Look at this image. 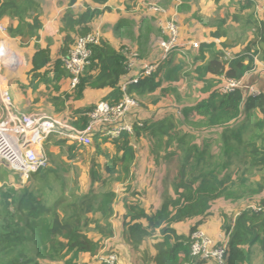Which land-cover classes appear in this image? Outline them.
<instances>
[{
	"label": "trees",
	"instance_id": "16d2710c",
	"mask_svg": "<svg viewBox=\"0 0 264 264\" xmlns=\"http://www.w3.org/2000/svg\"><path fill=\"white\" fill-rule=\"evenodd\" d=\"M91 1L94 5H87L82 12L67 9L63 13V52L67 53L78 37L92 32L93 22L109 11V0ZM255 1H242L241 19L232 15L241 21L234 38L221 30L228 18L213 32L227 37L223 43L226 49L243 45L240 52L225 58L217 51L209 58L206 53L214 46L210 45L199 55L206 65L196 77L204 83L206 97L180 114L165 112L157 119L136 122L132 131H123L116 139L92 135L95 156L87 171L90 177L86 173L91 190L67 186L61 172L69 171L65 162L32 173L25 187H0V264H106L100 257L115 252L108 244L116 234V193L112 189L116 183H125L134 198L123 219V237L146 264H218L193 254L191 233L215 214L219 200L234 207L233 212L220 214L228 237L225 264H252L255 253L264 257V91L252 95L238 88L224 93L220 88L224 78L244 79L254 68L256 57L264 60V19L256 16ZM41 9V0H0V20L9 19V36L18 38L24 47L34 44L37 48L29 70L34 73L31 83L44 75L40 70L52 60L50 45L47 49L37 44L43 29ZM123 50L117 51L101 37L92 46L91 65L80 77L75 97L82 98L87 88L109 87L104 100L120 102L124 96L120 85L129 73ZM182 69L174 66L167 78L177 81ZM54 73L57 78L69 76L62 57L57 59ZM160 87L156 71L131 84L129 94L135 98ZM95 105L72 111L71 123L85 128ZM202 129L213 132L201 135ZM143 137L150 142L156 165L164 168L158 206L143 205L140 191L132 187V167L138 157L133 139ZM67 141H58L60 150ZM90 145H67L68 158L78 159ZM180 224H190L188 233L178 229ZM222 245L223 241H218V246Z\"/></svg>",
	"mask_w": 264,
	"mask_h": 264
},
{
	"label": "crops",
	"instance_id": "0c3cea01",
	"mask_svg": "<svg viewBox=\"0 0 264 264\" xmlns=\"http://www.w3.org/2000/svg\"><path fill=\"white\" fill-rule=\"evenodd\" d=\"M207 1H208L207 2L208 5L210 6V10H205V14L206 15L214 14L213 12L216 11V8H217L216 13L218 14L216 16L214 14V17L210 21H205L201 24L195 23L196 16L199 15L198 13H193V12H191V14L185 12L183 13V11H185L184 10L185 8L190 7V10L194 8L193 0H171L169 2L171 5L167 9L160 6L165 10V12L160 15V18L162 19L175 18L177 20V23L179 24L181 31L180 41L181 43L186 44V46H184L183 49L184 48L187 49V54H188L187 57L173 50L169 54L167 59L165 60L162 59V48L160 42L162 37V30L160 28L159 23L154 18V14L149 13L147 15L144 13L145 10L141 6H143L145 0H109L107 3V5L109 6V11L105 12V14H103L93 22V29H95V26L98 27V29L100 28L102 30V38L109 41L116 48L117 51L121 52L125 46L135 45L136 48L140 51L141 55L142 53H146L147 56L145 58L139 59V63H140L139 66L131 70L124 77L123 80H130L131 78L140 75V71L142 70V67H140L141 65H146L149 63L159 64L157 73L159 75L161 87L154 92L146 93V95L145 94L142 95L140 97L142 102L140 103V105L133 108L131 112L126 116V118L124 119L125 123H128L133 127V124L136 122L139 123L143 121H151L153 119H157L165 112H174L180 114L184 110V108L191 105L193 106L198 101H200L199 91H201L202 94H205L206 92L204 91L203 88L204 83L199 82L198 78L194 83H192V80L184 82L182 79L183 69L179 73L180 77L177 81H172L169 78H167V76L171 72V69L174 66H183L184 68V62L188 59L189 55H192L193 62L196 63V65L200 66L198 67V69H196V75H201L200 72L198 73V70H200L206 65V63L203 62L202 58L199 57V55L203 53L202 50L209 48L210 45H214L213 48H211L212 50L206 53V56L211 58L217 51H222L223 53L230 51L233 53L234 56L244 48L243 45H238L235 48L226 49L223 47V43L226 41L227 37L226 36L217 37L213 35V32H216L218 30L221 20L223 18H228L227 23L223 24L221 30L222 31L226 30L227 36L229 38H234L235 36L234 29L237 28L239 25H241L240 24L241 21H235L232 18V15H239L240 19L242 18L241 16L242 14H240L239 8H240V4L244 0H218V1L207 0ZM41 3L43 7L41 14L43 29L40 31L41 37L40 40L37 42V44L39 47L47 48V49L49 48L50 45V52L52 57V60L49 62V64L40 70V72L44 73L42 77H40L36 82L31 83V79L34 73L29 72V70L32 67V59L37 48L34 46V44L24 47L22 46L21 41L18 38L9 36L8 26L10 24V21L8 18H4L0 20V22L3 23L7 28V33L3 34L0 32V41L5 37L13 41L14 45L17 46L18 48L20 47V49L22 50L28 49L30 51L29 61H28L30 66L26 74H24L25 81H21L20 84L18 83L20 85V88L17 91V93L19 92V96L17 97L16 96L17 94L14 95L17 98V101L20 102L22 100V92H24V95L30 94L31 96L29 100L30 108H26L24 105L23 106L25 108L21 106V108H23L24 110V113L43 112L40 111L43 110L40 107V105L41 103H45L46 101L48 108L53 114H49L47 112L41 114L60 118V119L62 118L64 120L70 121L69 116L72 113V111L78 108L96 104L104 100L107 94L111 91V88L109 87L102 89L87 88L82 98H76L74 93L76 88H72L70 73H68L69 76L62 75V77L60 76V78L55 77L56 74L54 73L57 59L59 57L63 58L67 54L66 52L62 51L65 42L64 36L66 33L64 31V24L62 22L63 13L67 9H72L75 12H82L86 9L87 5L90 4L93 6L94 3L91 0H77L74 4H71V0H41ZM255 5L256 7L254 8V12L256 16L259 19H264V0H256ZM179 7L181 10H179ZM190 10H186V11H190ZM247 13L248 10L245 9L243 14L246 15ZM152 15H153L152 20L146 19V18H150ZM232 20H234L235 22ZM126 24L129 25L127 28L125 27ZM125 30L127 31L125 32ZM192 41L194 42L200 41L201 42L200 47L196 49L192 48L188 44L189 42ZM7 46L18 57V62L9 65L5 62H1L0 60V75H2L1 74L2 65L7 66L10 71L17 72L20 70L19 68L24 66L26 63L21 58V55L14 49L13 44H12L13 47L12 48L7 41ZM178 57H180V59H178ZM168 60L170 62L165 63V61ZM180 60L181 62L179 63ZM253 67L254 68L252 69V71H249L247 76L244 78L245 82L247 84H250L251 86L256 87L257 89L259 88V91H264V60L260 59L259 57H256ZM47 69H49L48 72H46ZM0 87H7L9 89L7 78H0ZM193 92H195L196 97H199L196 101ZM161 94H163L164 97H161ZM37 95H43L44 97H37ZM152 96H156V98L153 99ZM178 99L181 101V103H177ZM0 109H2L1 105H0ZM75 126L78 127L77 125ZM78 128L82 129L80 127ZM51 137H54L53 142L49 141ZM59 138L61 139V137H59L58 135L50 136L45 141L47 142V145L49 144L48 146L44 142V149L47 152V154L53 153L51 150H53L56 146L58 147L57 150L60 149L61 145L58 143V141L60 140ZM74 142L75 141L69 140L67 141V144H71ZM133 143L136 144V149H137L138 157L136 161H138L140 157L141 148L143 147V144L146 143L148 146V154L150 155V158L154 161L155 167L158 168V166L155 163L154 156L150 151L151 148L150 142L143 137L139 139V141L133 139ZM107 146H110V144H107ZM6 167L9 169L8 166ZM132 170H133L132 175L134 177L133 178L134 182L132 184V187L133 189L139 190L141 195L144 196V191L147 190L146 186L149 182H151L150 180L147 181V176L148 175L150 176V174L146 176V174L143 173L142 175L140 174L138 176V174L134 172V168ZM161 171H162L161 174L156 173V177L153 180L151 187L149 188V190L153 191V193L151 195L147 194L146 196L148 198L145 200H143L142 197L140 198L142 204L145 205L146 207H149L151 205L158 206L162 202V196L160 192L163 185L160 186V184L164 179L163 177L164 169L161 168ZM145 181L147 182L144 183ZM115 210L116 212L113 218V223L116 229V234H115L116 237L117 222L115 217L118 216L117 213L118 208L115 207ZM214 212L219 216L218 218L221 219V225L220 227H218V230L222 233L224 231L222 230L223 220L222 217L220 216L221 211L216 212L214 210ZM215 214H213L212 216H214ZM212 216H210L206 220V222L201 226V228L204 229L211 237L215 235L217 239H220L222 234L217 235L216 228L214 230L213 226L210 225L209 219ZM185 225H188V229L180 230V227ZM189 226L190 224H180L178 225V229L180 231H184L185 233H188ZM122 230L124 231L123 224H122ZM215 237L213 238L215 239ZM130 248L132 249L134 254H136V256L139 258V260H141V264H146L142 260V254L139 252H135L131 246ZM149 249L151 253H154L151 243L149 245ZM262 261H264V257H262Z\"/></svg>",
	"mask_w": 264,
	"mask_h": 264
},
{
	"label": "built area",
	"instance_id": "2783aa9c",
	"mask_svg": "<svg viewBox=\"0 0 264 264\" xmlns=\"http://www.w3.org/2000/svg\"><path fill=\"white\" fill-rule=\"evenodd\" d=\"M156 10L165 12L161 7ZM163 32L168 35V40H162V59L168 58L169 54L176 49L183 48L186 44L180 41V26L175 18H169L162 22ZM0 32L7 33L6 26L0 22ZM101 39V34L93 30L92 32L78 37L75 43L63 57L65 68L71 75L72 88L80 82V77L91 65V47ZM1 44V43H0ZM192 48H199L200 41L188 43ZM127 57V67L129 72L139 66V59L135 52L124 53ZM227 54V52H226ZM140 75L123 80L121 89L123 98L120 102L111 104L102 100L89 112V122L85 128L79 129L67 120L44 114H27L14 110V105L10 91L7 87H0V105L2 115L0 117V165L6 164L9 169L20 175L22 181H28L30 175L38 170L45 169L49 165V157L44 149V142L53 134L65 136L71 141L81 145H90L92 135L101 133L109 139L118 138L123 131H132V125L125 123L124 119L137 101L129 94L131 84L137 83L141 77L150 76L159 67L157 63L141 65ZM222 92L228 93L235 89H242L252 95H259L256 87L245 82V79H223L220 85ZM16 159V162H14ZM192 252L194 255L216 261L218 264H225L228 251V238L223 241L222 246H218V241L213 239L201 227L191 233ZM106 264H118V256L115 252L100 257Z\"/></svg>",
	"mask_w": 264,
	"mask_h": 264
},
{
	"label": "rangeland",
	"instance_id": "374dc122",
	"mask_svg": "<svg viewBox=\"0 0 264 264\" xmlns=\"http://www.w3.org/2000/svg\"><path fill=\"white\" fill-rule=\"evenodd\" d=\"M170 1L171 0H145L143 6H141V7L144 8L145 14H147V15L149 13L154 14V18L156 19V21L160 25V22L165 19V18H163V19L160 18V15L164 12H155L153 10H155V8L160 7V6L165 8V9L169 8V6L171 5L169 3ZM193 1H194V8L191 10H190V7L185 8L184 9L185 11H183V13L184 12L189 13V14H191V12L198 13L199 15L196 16V22L195 23L201 24L205 21H210L214 17V14H215V16L218 14V13H216L217 8H216V11L213 12L214 14H211V15L205 14V10H210V6L208 5L207 0H193ZM224 4H225V2H224ZM42 9H43V7H42ZM179 10H181L180 7H179ZM186 10H190V11H186ZM41 13H42V11H41ZM146 19L152 20L153 15L150 18H146ZM193 25H191V26H193ZM160 28H161V25H160ZM94 30L98 31L102 37V30L100 28L98 29V27L95 26ZM161 30H162V28H161ZM126 31L127 30H125V32ZM2 41H8V43L11 45V47L13 44L14 49L21 55V58L23 59V61L26 62L25 65L20 67L19 68L20 70L17 72L10 71L7 66L2 65V71H1L2 75H0V78H7V80H8L9 89L11 91V95L13 98L14 110L24 112V110H23V108H21V106L24 105L26 108H30V102H29V100L31 98L30 94L24 95V92H22V100L20 102L17 101V98L14 95L17 94L16 96L17 97L19 96V92L17 93L18 89L20 88L19 84L21 83V81H25V75L24 74H26V72L30 66V64L28 62L30 51L28 49L22 50V49H20V47L18 48L17 46L14 45V42L8 38L4 37L3 39H1L0 43ZM152 44H153V42H152ZM134 46L135 45L125 46L123 53L135 52L137 54L138 59L145 58L147 56L146 53H142V55H141L140 51L136 48V46L135 47ZM175 51L177 53L183 55V56H186V57L188 56L186 48H184V49L179 48V49H176ZM224 54H225V58L233 57V53L230 51L227 52V54L226 53H224ZM178 59H180V57H178ZM180 62H181V60L179 61V63ZM26 64H27V66H26ZM198 67H200V66L196 65V63L193 62V56L189 55L188 59L184 62V68L182 71L183 81L187 82V81L192 80V83H194L197 80L196 69H198ZM27 94H28V92H27ZM193 95H194L195 101L199 97H200V100L203 97H206V96H204L206 94H202L201 91H199V97L195 96V92H193ZM37 97H44V96L43 95H37ZM140 97L141 96H135V99H137V101L139 103L142 102ZM152 97H153V99L156 98V96H152ZM161 97H164V95L161 94ZM38 99H40V98H38ZM22 103H24V104H22ZM177 103H181V101L178 99ZM43 104L45 107L43 106ZM40 107L43 109L40 111H43V112H40L37 114H41V113H45V112H47L49 114H53L50 111V109L48 108L46 101H45V103H41ZM1 115H2V111L0 112V117H1ZM252 117L254 120L257 119L255 114H253ZM206 131H207V133H206L207 135H209L210 133L213 132V130L202 129V131L200 132L201 135ZM53 135H58V134H53ZM58 136L61 137V139H68L65 136H60V135H58ZM49 141L53 142L54 137H51V139ZM68 141H69V139H68ZM45 144L47 145V142H45ZM53 145H54V143H53ZM56 145H58V144H56ZM67 145H69V144H67V142H66V144L62 147V150H60V149L57 150V148H58L57 146L53 150H51L53 153L48 154L49 165L46 168H48L49 166H52V165L59 167V166H62V162H65L69 171L62 170L61 172H62L64 180L67 183V186L69 188H71L72 190L77 188V186L83 191L86 189L91 190V178H87L86 173L89 170V166L91 165L92 160L95 156L94 150L91 147L93 144L86 147L85 152H83L78 159H72V160L68 158V154L66 152ZM49 149H51V148H49ZM95 158H98V157H95ZM99 160L102 161L103 158L99 157ZM4 163L0 165V187L3 184H10V185L15 186L17 188H21V187H25L29 184V181H22V178L20 177V175L18 173H16L15 171H13L12 169L11 170L8 169L6 167V164H4ZM133 168H134V172H136L138 174V176L140 174L142 175L143 173H145L146 176L148 174H150V176L149 175L147 176V181L150 180L151 182H149L147 184V186H146L147 190L146 191L142 190V191H144V196H142V195L139 196V199L142 197V199L145 200L148 198L146 196L147 194L151 195L153 193V191L149 190V188L151 187L153 180L156 177V173L161 174L162 173L161 168H163V167H161V168L155 167L154 161L150 158V155L148 154V146L146 143H144L143 147L141 148L140 157H139L138 161H136V163L132 167V169ZM87 174H88V177H90L89 173H87ZM142 179H144V178H142ZM147 181H145L144 183H146ZM162 182H161L160 186L162 185ZM137 187H139V186H137ZM112 189L116 193V197H115V201H114L115 202L114 207L118 208V212H117L118 216L115 217L116 222H117V226H116L117 235L113 240L110 241L108 246L110 247V249H114L116 254L118 255V264H121V261H122V264H141V260H139V258L136 256V254H134V252L132 251L128 242L124 239L123 234H122V232H123V230H122L123 217H124V214L128 211V204H131V202L134 201V198L128 196V193L125 191V183H116L114 186L112 185ZM122 203H123V205H122ZM233 209H234V207L228 201H225V200H219L216 203V206L214 207V210L216 212L226 210L228 213H231V212H233ZM218 217L219 216L217 214H215L214 216H212L209 219V222H210V225L213 226L214 230L216 228L217 235L222 234L220 239H217L214 235L213 237H215V240L216 241H221V240L223 241L227 238V236L225 235L224 232L221 233L218 230V227H220V225H221V219ZM187 229H188V225L180 227V230H187ZM85 259H88V256H86ZM46 264H51V263L47 262ZM252 264H264V261H262V256H260L258 253H255V255L253 257Z\"/></svg>",
	"mask_w": 264,
	"mask_h": 264
},
{
	"label": "bare ground",
	"instance_id": "6f19581e",
	"mask_svg": "<svg viewBox=\"0 0 264 264\" xmlns=\"http://www.w3.org/2000/svg\"><path fill=\"white\" fill-rule=\"evenodd\" d=\"M153 11H155V12H162V11H158V10H156V8H155V10H153ZM166 20H168V19H164L163 21H166ZM163 21H161L160 22V25H161V28H162V22ZM162 40H168V35L166 34V33H164L163 32V29H162V37H161V41ZM160 41V42H161ZM161 48H162V46H161ZM91 50H92V47H91ZM162 55H163V49H162ZM0 60H1V62H5V63H7V64H9V65H12V64H14V63H17L18 62V57L10 50V48L7 46V41H2L1 42V44H0ZM258 91H259V89H257ZM259 93H260V91H259ZM135 99V98H134ZM136 100V99H135ZM137 101V100H136ZM139 105V103H138V101H137V105L136 106H134L133 108H135V107H137ZM132 108V109H133ZM131 112V111H130ZM129 112V113H130ZM128 113V114H129ZM27 114H32V113H27ZM14 162H16V159H15V161ZM228 238V237H227ZM224 241V240H223Z\"/></svg>",
	"mask_w": 264,
	"mask_h": 264
}]
</instances>
